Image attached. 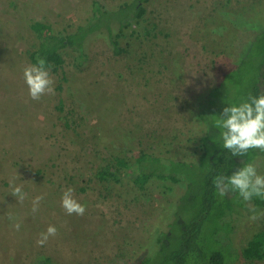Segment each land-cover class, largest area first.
<instances>
[{"label":"rangeland","instance_id":"obj_1","mask_svg":"<svg viewBox=\"0 0 264 264\" xmlns=\"http://www.w3.org/2000/svg\"><path fill=\"white\" fill-rule=\"evenodd\" d=\"M92 1L0 0V264H34L40 257L56 264H131L147 251L184 184L151 179L137 190L122 173L128 169L116 172L118 180H102L98 170L114 156L129 164L140 150L195 157L203 128L197 95L264 26V0H147L119 38L122 53L94 36L78 62L65 43L63 63L50 71L54 94L30 99L23 68L39 44L30 24L67 35L89 19ZM95 1L111 10L129 0ZM258 172L264 174V164ZM14 185H23L22 203L11 195ZM67 187L85 206L82 216L61 207ZM41 194L33 213L32 199ZM251 206L246 202L234 218L237 249L264 229V216L249 220ZM49 225L57 235L37 246ZM237 264H264V258L239 257Z\"/></svg>","mask_w":264,"mask_h":264},{"label":"trees","instance_id":"obj_2","mask_svg":"<svg viewBox=\"0 0 264 264\" xmlns=\"http://www.w3.org/2000/svg\"><path fill=\"white\" fill-rule=\"evenodd\" d=\"M146 1H124L106 10L94 0L89 19L67 35L52 31L46 23H31L39 44L28 52L30 63L43 58L51 65L50 71L56 72L63 63L60 48L65 43L72 46L76 60L82 62L86 58V41L99 35L115 54L122 53L124 48L119 45V38L143 15ZM102 15H109L111 19H101ZM261 92H264V26L246 43L241 57L197 95L194 109L203 128L197 139L195 157H166L140 150L129 164L125 158L114 156L111 163L98 170L100 179L118 180L116 172L128 169L122 173L137 190L145 189L151 179L184 184L170 214L161 219L152 245L131 264H237L239 257L264 258V229L254 231L240 249L234 246V218L246 202L238 193L220 197L214 186L216 176H230L246 163H258L259 167L264 164V153L256 149L241 157L232 156L223 148L221 129L215 127V119L224 107L239 104L249 95ZM250 203L261 209L264 198H253ZM34 264L56 263L51 258L40 257Z\"/></svg>","mask_w":264,"mask_h":264},{"label":"clouds","instance_id":"obj_3","mask_svg":"<svg viewBox=\"0 0 264 264\" xmlns=\"http://www.w3.org/2000/svg\"><path fill=\"white\" fill-rule=\"evenodd\" d=\"M51 65L46 60L38 58L35 64H27L23 68V78L28 88L29 98L39 101L44 95L54 94V79L50 74ZM215 127L221 129L220 137L223 148L231 152L232 156H244L250 150L256 149L264 153V92L259 95H249L247 100L239 104H231L224 107L220 116L215 119ZM258 163H246L234 171L230 176L219 175L214 179V186L220 197L229 193H238L245 202H251L253 198H264V174L258 172ZM15 179V178H14ZM11 195L18 203L26 198L23 185H14ZM44 195H37L32 199L31 211L35 213ZM61 207L67 215L82 216L85 206L78 202L74 195V189L67 187L62 191ZM249 220L256 221L264 216V211L249 207ZM8 218L13 216L9 213ZM15 230L20 229V223L12 225ZM57 235V228L49 225L39 234L36 240L37 246L47 243L49 237Z\"/></svg>","mask_w":264,"mask_h":264}]
</instances>
